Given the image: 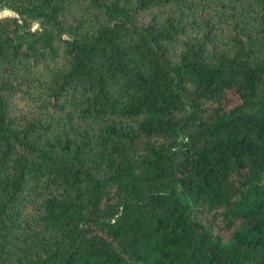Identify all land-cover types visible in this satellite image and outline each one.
<instances>
[{
  "label": "trees",
  "instance_id": "obj_1",
  "mask_svg": "<svg viewBox=\"0 0 264 264\" xmlns=\"http://www.w3.org/2000/svg\"><path fill=\"white\" fill-rule=\"evenodd\" d=\"M0 4V264H264V0Z\"/></svg>",
  "mask_w": 264,
  "mask_h": 264
},
{
  "label": "rangeland",
  "instance_id": "obj_2",
  "mask_svg": "<svg viewBox=\"0 0 264 264\" xmlns=\"http://www.w3.org/2000/svg\"><path fill=\"white\" fill-rule=\"evenodd\" d=\"M5 13H10V10H8L7 8H5L4 6L0 4V16Z\"/></svg>",
  "mask_w": 264,
  "mask_h": 264
}]
</instances>
